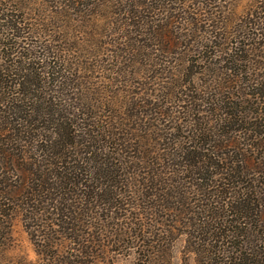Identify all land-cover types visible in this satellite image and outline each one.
Here are the masks:
<instances>
[{
    "label": "trees",
    "instance_id": "1",
    "mask_svg": "<svg viewBox=\"0 0 264 264\" xmlns=\"http://www.w3.org/2000/svg\"><path fill=\"white\" fill-rule=\"evenodd\" d=\"M237 1L0 0V230L16 212L44 220L38 244L74 235L59 264H90L97 240L74 227L98 209L124 210L121 235L156 255L152 214L124 198L134 191L153 194L154 215L175 194L182 210L190 191L263 202L264 0L236 15Z\"/></svg>",
    "mask_w": 264,
    "mask_h": 264
},
{
    "label": "rangeland",
    "instance_id": "2",
    "mask_svg": "<svg viewBox=\"0 0 264 264\" xmlns=\"http://www.w3.org/2000/svg\"><path fill=\"white\" fill-rule=\"evenodd\" d=\"M251 1L238 0L237 7H235L236 15L241 14L242 8L248 7ZM244 19L245 17L237 16L236 22L244 30L243 34L245 35L246 32H249V26H245ZM234 27L236 28L235 24ZM234 35L238 40L237 34ZM42 36L46 39V41H43L54 44L52 35ZM81 47L82 45L76 44L70 49L82 51ZM63 53L70 57L77 55L75 51ZM86 58L80 57L81 60L78 61L80 63L89 62ZM139 82L144 83L146 81ZM149 82L151 93L159 95V91L154 92L153 90L158 88L156 86L160 82L153 81V79H150ZM133 91H140V89L133 88ZM168 105L170 104L168 103ZM171 105L174 107L172 109L174 112L171 113L172 116L166 118L172 120L173 117L175 120L179 116L178 112L175 111L176 102L171 101ZM254 106H256L255 103ZM206 116H208L207 113ZM167 122L165 119L161 120L162 125ZM159 152L163 153L162 150H159ZM252 155L256 157V153ZM260 175L257 179H261ZM13 178L12 175V183ZM190 193L187 204H184L182 210H175L180 208L173 201L174 198L180 197V195L175 194L174 196L171 195V198L169 197L170 210H161L155 215L154 205L150 203L151 198L155 200L153 194L148 196L147 191L137 190L124 196L126 201L136 200L138 211L140 210L148 215L152 214L151 229L157 235L155 241L150 244L158 245L159 243L161 245L158 248L153 246L157 249L156 255L150 251H136L135 248L138 245L136 242L131 243L132 239L129 234L121 235L125 229L121 223L127 221V219L121 218L119 214L120 212L124 213V210H113L112 214L116 212L118 219H111V216L105 215V210L101 209L96 210V215L92 214V218L81 214L78 216L80 223L76 222V227H74L79 231L76 237L84 241L87 238L91 240L94 237L97 240L95 243L101 244L100 249L94 244L96 246L95 251H93L94 255H86L83 258L90 261L94 260V263L90 264H264V201L247 207L234 208L229 206L230 204L222 207L221 203L215 206L212 199L208 200L207 195H204V193L195 194L194 196L191 191ZM158 194L161 196L162 192ZM230 195L237 199L240 196L242 197L238 188ZM206 197V200L199 201V199ZM196 198L199 199L194 200ZM15 199L18 204L12 199V204L9 206H14L19 212L21 210L19 205L21 197L17 196ZM198 203L202 206H197ZM239 203L243 204L242 201ZM123 207L132 210L129 208L130 206L125 205ZM133 212H136V210ZM230 219L232 220L230 221ZM43 221L25 220L17 212L9 218L7 217L3 221L0 230V264H59L60 259L66 255L69 258L74 257L77 252V245H74L71 239L74 235H66L64 238H60L59 235L50 236L47 237L50 239L49 241H45V236H41L44 243L42 242V246L38 244L35 240L36 236L35 238L33 236L37 235ZM54 229L60 230L58 227ZM115 232L119 233V237H115ZM156 238L160 239L159 242L156 241ZM44 244H49L50 248L44 250ZM140 248L145 249L144 247ZM55 254H57L56 257Z\"/></svg>",
    "mask_w": 264,
    "mask_h": 264
}]
</instances>
